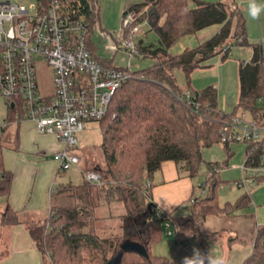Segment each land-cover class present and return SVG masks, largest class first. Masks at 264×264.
<instances>
[{
    "label": "trees",
    "instance_id": "16d2710c",
    "mask_svg": "<svg viewBox=\"0 0 264 264\" xmlns=\"http://www.w3.org/2000/svg\"><path fill=\"white\" fill-rule=\"evenodd\" d=\"M73 4L75 16L89 22L88 46L100 60L93 49L99 10L95 12L89 0H73ZM130 11H141L135 23L147 22L158 35L157 42L144 44L140 40L137 44L138 56L154 61L147 67L132 70L100 60L128 72L129 76L113 95L107 114L98 120L103 134L101 164L88 167L92 159L83 155L84 172H97L99 181L86 178L80 184L70 182L54 187L49 218L30 227L39 248L48 258L52 256L50 264H122L124 244L136 242L135 239L140 241L145 263L184 264L150 250L151 244L162 238L161 224L171 220L173 234L178 236L180 221L157 208L152 201L154 175L164 161L172 160L181 175L195 177L203 162L202 151L216 143H223L230 154V143L221 140V132L229 129L239 108L249 111L251 119L260 125L264 124V47L248 39L246 19L235 0H144L126 7L123 16ZM215 24L220 25L218 31L198 46L177 54L170 52L182 37ZM234 45L251 46L253 53L249 60L239 63V98L234 110L228 113L218 106L217 88L213 85L193 88L192 74L214 56L227 59ZM178 69L184 74L186 89L177 78ZM188 90L192 92L190 98L186 96ZM8 108L4 119L7 126L16 122L18 105L9 104ZM6 128L4 126V131ZM3 134L0 196L8 198L14 176L4 166L3 151L8 139ZM245 144V163L262 165L264 137ZM214 166L220 167L219 162H207L206 194L194 197L192 212L187 218L190 227L195 229L193 236L200 239L205 234L200 224L207 217L232 215L251 205L249 193L241 195L234 203L219 204L217 189L224 180L221 167L214 170ZM210 171H213L211 175ZM258 181H264V176ZM113 203L124 206L125 213L106 215L101 212L104 205ZM48 220L50 229L46 227ZM18 222L16 211L7 205L2 223ZM254 235L253 251L241 264H264V227L254 223Z\"/></svg>",
    "mask_w": 264,
    "mask_h": 264
},
{
    "label": "built area",
    "instance_id": "2783aa9c",
    "mask_svg": "<svg viewBox=\"0 0 264 264\" xmlns=\"http://www.w3.org/2000/svg\"><path fill=\"white\" fill-rule=\"evenodd\" d=\"M89 4L97 12V0H89ZM75 12L73 0H0V94L8 104L18 105L17 121L31 119L39 132L54 134L61 140L64 146L55 153L60 171L80 164L83 159L79 153L80 132L107 114L113 95L129 76L128 72L107 66L92 54L87 41L89 22L84 17L77 18ZM141 13L125 14L118 34L125 48L137 55L139 50L133 38L143 31L142 22L135 23ZM39 59L52 69L51 93H41ZM191 94L188 90L187 98ZM229 125V129L221 132L223 142L264 137V124L242 114L236 115ZM4 126L7 123L0 125V139ZM262 162L253 166L244 161L243 174L236 183L248 187L257 182L264 176V155ZM219 168L214 166V170ZM85 176L90 181L100 179L91 170H86ZM165 224L168 235L173 234L171 220ZM209 255L205 247L204 256ZM210 262L215 260L210 258Z\"/></svg>",
    "mask_w": 264,
    "mask_h": 264
},
{
    "label": "crops",
    "instance_id": "0c3cea01",
    "mask_svg": "<svg viewBox=\"0 0 264 264\" xmlns=\"http://www.w3.org/2000/svg\"><path fill=\"white\" fill-rule=\"evenodd\" d=\"M142 1L144 0L139 2ZM101 2L100 5L98 0L99 16L95 30L98 28L105 37L112 36L120 40L118 34L122 26L124 10L129 5L138 2L132 1L129 3V0H101ZM237 4L239 5L238 2ZM219 28L220 25L215 24L201 29L195 34L186 35L170 48V52L177 54L186 48L196 47L212 37ZM151 31L153 32L154 30L151 29ZM151 38L153 39V37ZM154 40H158L157 34H155ZM93 43L94 52L101 61H112L113 64L122 65L115 61L119 46L115 45L114 47L112 44V47H114L113 55L105 57L100 52L97 43L94 41ZM143 43L150 42L143 41ZM219 56L212 57L206 62V66L198 68L193 72L192 87L202 89L209 85L215 86L218 90V106L220 110L230 113L238 102L240 83L235 89H225L223 87L219 69ZM214 80L216 81L214 82ZM205 83L207 85H204ZM237 114H242L247 119L252 118L249 111H244L241 108L237 110ZM13 125L14 132L7 137L8 140L3 151L4 166L13 173L14 177L9 197L0 196V264H50L51 259L37 245L30 233V227L44 223L50 216L51 192L57 186L56 182L62 172L59 170V162L55 159V153L62 149L64 144L54 134L39 132L36 128V123L31 119L16 120ZM84 146L85 143L81 142V147ZM100 148H102V145ZM229 149L230 154H228L226 148L225 152L230 156L234 152L233 149H237V147L230 144ZM216 161L220 164L222 176L223 168L226 165L219 160ZM83 162L84 159H82L78 168H81L84 172ZM243 164L244 162L240 165L241 176L243 174ZM64 184L67 183L61 182L59 185ZM193 188V181L188 176L182 177L179 175L174 161H164L152 180L151 199L157 208L182 220L183 217L188 218L192 212V201L195 197L193 196ZM7 205L16 211L19 217L18 223L12 225L2 223V216ZM251 205L255 207L254 215L256 218L254 219V215H251V222L264 227V202L255 205L251 197ZM139 228L138 223L137 229L139 230ZM177 238L178 240H182L179 232ZM185 240L186 248L192 254H194V250L201 252V259L204 257L202 260L206 264H218L220 261L223 264H241L252 253L254 245L252 239V250L249 253H241V261L233 263L229 262L232 260L230 254L228 252L226 254L223 247L219 245V242L212 237H208L207 235L201 239L195 237L194 241H190L189 238L185 237ZM237 242L233 240L229 243L231 245ZM242 242L244 243L245 241ZM205 247L210 252L209 257L204 256ZM210 258L214 259L215 262H210Z\"/></svg>",
    "mask_w": 264,
    "mask_h": 264
},
{
    "label": "rangeland",
    "instance_id": "374dc122",
    "mask_svg": "<svg viewBox=\"0 0 264 264\" xmlns=\"http://www.w3.org/2000/svg\"><path fill=\"white\" fill-rule=\"evenodd\" d=\"M132 1L139 2L141 0H129V3H131ZM236 1L242 8L243 14L246 19L248 39L251 42L259 43L264 47V12H261L258 20H253L249 16V0ZM99 3L101 5V0H99ZM256 3L264 6V0H256ZM142 25L143 32L136 34L133 38L135 44L137 45L140 40L146 42H157V40H154L155 34L157 33H155V31L152 32L149 26L143 24V22ZM151 37H153V39ZM93 41L97 43V46H99L100 48V52L105 57L112 56L115 45L119 46V50L115 56V61L119 64L129 67L132 70L147 67L154 61L152 58L141 57L135 53H130L129 49L125 48L123 40L116 39L112 36L105 37V35L102 34L98 28L93 33ZM112 44L114 47H112ZM252 53L253 50L251 46L234 45L231 49L230 56L227 59H222L221 56L218 57V60L220 62V76L222 78L223 87L225 89H235L239 86V63L241 61L249 60L252 57ZM37 65L38 82L41 93H50L53 90L54 82L52 69L42 59L38 60ZM176 74L181 86L186 89L187 84L182 70L178 69L176 71ZM216 77L217 76H215V78ZM215 81L216 80H214V82ZM204 85L207 84L205 83ZM262 104L264 105V102H262ZM8 105L9 104L5 96L0 94V125L4 123V117L8 114ZM13 132L14 125H8L3 132L4 138H7L9 134H12ZM263 134L264 133H262V135ZM79 139L80 142L85 143V146L80 148L79 153L81 155L89 156L92 159L91 163L87 164L88 167L98 163L101 164L102 150L100 146L103 143V134L101 131L100 123L98 121H94L93 124H90L88 129L80 132ZM230 144H233V146L237 147V149H233L234 152L230 156L225 152V146L223 143H216L210 147L204 148V150L202 151L203 162L200 164L198 174L195 177H189L193 181V195L200 196L206 194L207 187L204 188V184L207 176V162H209L210 160H219L226 165L222 171V179L224 181L219 184L217 189L218 202L221 206H225L227 202H236L237 199L245 193H249L251 195L255 205L263 203L264 181H257L253 185L248 187L239 186L235 181L236 179L241 177L240 165L244 162L246 155L245 142H236ZM179 175L182 177L185 176L184 174L181 175L180 172ZM85 179L86 176L82 169L78 168V166H73L70 169L61 172L56 185L58 186L61 182H72L75 184H79L84 182ZM146 185L148 186L149 183L147 182ZM136 195L141 197L138 192L136 193ZM254 211V205H250L244 209L235 211L232 215L224 214L222 216H209L201 222V227L203 228V230H205V234L208 237L216 239L219 242V245L223 247L225 253L227 254L228 252V254H230L232 260H230L229 262H240L242 259L240 254L249 253L250 250H252L251 240L254 239L255 235L254 224L251 222L250 218L251 215L255 214ZM101 212L105 213L106 215H119L121 213H125V207L121 204L113 203L111 205H104V207L101 209ZM139 217L141 218L142 216ZM254 219H256L255 215ZM113 222L116 223V221ZM138 222L141 223L140 220ZM186 222V217H183L182 220L178 221L179 232H182V234L180 233L182 240H178L177 236H175L174 234L168 235L166 225L161 224L163 227L162 238L151 244L150 250L152 251V253L156 255H164L172 260L183 263L185 257H192L194 254H192L189 249L186 248L185 237L189 238L190 241H194L195 237L193 236V234L195 232V229L191 228L188 222ZM48 223L50 226L49 220L46 223V227ZM141 228H143V226H141ZM231 238H234L233 240L238 242L232 243L230 245L229 242L231 241ZM240 239L245 242L243 243L242 241H240ZM135 240L136 242L134 241L130 242L129 244H124V250L122 251L120 257L122 264H148L144 261V251H142L141 244L138 243L140 241H138V239ZM130 248H132V250ZM201 257L202 253L199 252L197 254L198 264H206L205 261L202 260L204 259V257L202 259ZM49 258L52 260L51 255L49 256Z\"/></svg>",
    "mask_w": 264,
    "mask_h": 264
},
{
    "label": "clouds",
    "instance_id": "9594fccd",
    "mask_svg": "<svg viewBox=\"0 0 264 264\" xmlns=\"http://www.w3.org/2000/svg\"><path fill=\"white\" fill-rule=\"evenodd\" d=\"M261 12H264V6L256 3V0H249V16L253 20H258ZM198 250H194V255L192 257H185L184 264H198L197 254ZM219 264H223L222 261Z\"/></svg>",
    "mask_w": 264,
    "mask_h": 264
},
{
    "label": "water",
    "instance_id": "95a60500",
    "mask_svg": "<svg viewBox=\"0 0 264 264\" xmlns=\"http://www.w3.org/2000/svg\"><path fill=\"white\" fill-rule=\"evenodd\" d=\"M12 106H13V104H12ZM126 243H128L129 244V242L127 241Z\"/></svg>",
    "mask_w": 264,
    "mask_h": 264
}]
</instances>
